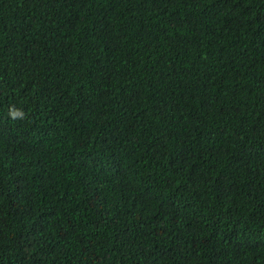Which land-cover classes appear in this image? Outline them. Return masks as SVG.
<instances>
[{"label":"trees","instance_id":"1","mask_svg":"<svg viewBox=\"0 0 264 264\" xmlns=\"http://www.w3.org/2000/svg\"><path fill=\"white\" fill-rule=\"evenodd\" d=\"M0 264H264V0H0Z\"/></svg>","mask_w":264,"mask_h":264}]
</instances>
